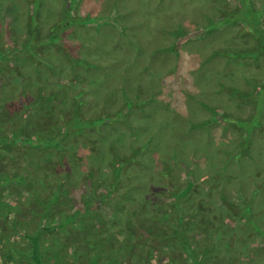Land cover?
Masks as SVG:
<instances>
[{
  "label": "rangeland",
  "instance_id": "rangeland-1",
  "mask_svg": "<svg viewBox=\"0 0 264 264\" xmlns=\"http://www.w3.org/2000/svg\"><path fill=\"white\" fill-rule=\"evenodd\" d=\"M246 1L227 22L241 0H0V264H29L38 231L45 264H194L177 219L190 247L217 242L206 264L260 263L264 0Z\"/></svg>",
  "mask_w": 264,
  "mask_h": 264
},
{
  "label": "trees",
  "instance_id": "trees-1",
  "mask_svg": "<svg viewBox=\"0 0 264 264\" xmlns=\"http://www.w3.org/2000/svg\"><path fill=\"white\" fill-rule=\"evenodd\" d=\"M242 1V4L245 6V9L242 10V6L239 7L240 11L239 13H232L228 18L227 22L230 21V19H236L237 17L240 18L241 16L242 17H245V19H247V16L250 14L248 8H247V5L248 2L246 0H241ZM245 2V3H244ZM240 14V15H239ZM243 20V19H242ZM248 26V25H247ZM250 31H252V33L255 34V36L260 40V45H264V32H262V28L256 24L255 20L253 21V25L252 27H250ZM28 40V39H27ZM52 40H56L55 36H53ZM28 42V41H27ZM33 44V43H32ZM233 96H236L238 95L237 93H232ZM259 95V92L258 94H252V98L255 96L256 99H258L256 96ZM261 96V95H260ZM259 96V99H261ZM257 106L253 109V112L251 115H253L251 118L249 119H243V120H240V119H231V117L229 118V115L223 117V116H219V119H225L226 122H234L236 125L238 126H243L245 123H246V127H249V126H252V123L256 121V119L258 118V115L256 114L258 112L257 110ZM253 118H255V120H252ZM215 120H218V117L217 116H214V121ZM252 120V121H251ZM87 125H89L90 123H86ZM111 152H112V149H111ZM117 154V153H115ZM135 162V159L134 157L132 156H125V157H122L120 160H117L116 164L114 165V167L112 168V172H111V177L108 182V186H109V192H113L115 194V196L117 197V199L119 200V206L121 208L123 207H127L129 205H131L132 203H135L133 202V200H131L128 196V192L131 190L130 188H128V186L125 187L124 184H122L123 180H122V177H121V168L131 163ZM45 176H47V174H45ZM45 178V177H44ZM47 182V181H46ZM134 188H136L134 186ZM169 189V193L171 192L172 193V189L171 187H167ZM84 198V197H82ZM141 199L142 201L145 200V197H144V193L141 192ZM140 199V200H141ZM174 200L176 201V197L174 198ZM94 201V200H93ZM91 199H89L88 197L85 196V200L84 202H78V203H75L74 205V208L73 210L71 211L70 215L71 217H76L78 215H82L84 213V211L86 210V207H91L93 206V202ZM142 202H140V206H143V204H141ZM172 203L174 204V207H175V211H176V214L177 215H180L179 213L181 212L179 206L177 205L176 202L172 201ZM133 205V204H132ZM44 217V215H42V218ZM70 217V216H69ZM44 220V218L42 219V221ZM178 220V219H177ZM176 220V222H177ZM176 222L174 223V225L170 226L167 233L168 235H172V236H175V238H178L180 240V242L184 245V247L187 249L188 253H189V256L190 257H193L195 262L194 264H206V260L205 258H207V255H208V252L209 250H212L214 247H217V242L214 243L210 240V243H207L206 244V252H202L201 250L198 251L196 249V247H190L189 245V240L187 238V235L188 233L185 232V230L183 229L184 227L176 224ZM77 225H80L79 221L76 220L75 222ZM167 223V222H166ZM82 227V225H81ZM41 230V229H40ZM215 230L214 229H211L210 232H209V237L213 235V232ZM40 232H34V233H24L23 237L25 240H26V244L24 245L23 244V249H18L17 251V256H24V257H28L29 260L27 263L29 264H45L43 263V258L40 256V251H39V243H38V236H39ZM81 236H84V237H81V238H87L85 235L81 234ZM21 238V239H22ZM138 246V245H137ZM136 246V247H137ZM29 248L28 250L26 248ZM82 247V245H81ZM73 252L74 250H76V247L72 249ZM84 250V247L81 248V251ZM104 255L105 256L107 253L105 250H104ZM264 253V252H263ZM83 254V253H82ZM74 255H76V252H74ZM85 256V255H83ZM96 256H97V253H96ZM86 257V256H85ZM94 262L96 260V258L93 259ZM27 261V260H26ZM254 262V261H252ZM96 263L98 264H105V262H101V261H96ZM172 263L173 264H176L175 263V259H172ZM255 263V262H254ZM89 264H95V263H92L90 262ZM221 264H250L249 262H244V263H240L238 261H236L235 263H230V262H226V263H221ZM259 264H264V257H262L261 261Z\"/></svg>",
  "mask_w": 264,
  "mask_h": 264
}]
</instances>
